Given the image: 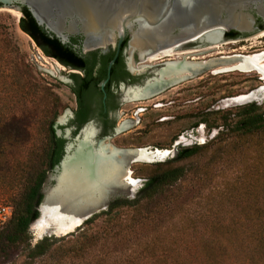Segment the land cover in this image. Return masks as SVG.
Listing matches in <instances>:
<instances>
[{
  "label": "rangeland",
  "instance_id": "obj_1",
  "mask_svg": "<svg viewBox=\"0 0 264 264\" xmlns=\"http://www.w3.org/2000/svg\"><path fill=\"white\" fill-rule=\"evenodd\" d=\"M21 17V11L17 16L0 6V206L11 207L36 175L43 173L45 182L50 171L46 158L50 146L49 126L75 105L69 83L59 76L69 78V70L53 57L45 55L31 36L20 29ZM260 40L254 38L251 42L258 45ZM230 43L235 41L226 42V45L221 41L206 45L205 49L211 45L216 48L202 55L214 56L215 51L226 54L222 51H230L238 45ZM242 44L246 46L248 43ZM201 46L205 44L201 43ZM177 54L169 58H178ZM155 57L149 63L168 58L159 53ZM258 85L253 71L212 73L207 70L149 99L122 106L123 110L129 111L120 114L117 122L132 115L133 119L123 120L130 126L105 140V144L118 148L147 147L167 151L177 141H184L189 146H202L199 153L189 159L170 161L174 166H186L188 174L178 183L180 190L175 191L177 198L170 207L171 211L157 216L159 226L156 231L165 227L172 233L181 231L182 220L186 217L192 219L200 231L211 229L210 225L220 220L242 219L253 212L260 215L253 208L255 205L258 208L264 201V129L241 135L236 131L235 121L243 109L248 108L247 103L226 101ZM259 105L257 112H264V101ZM197 113L205 121L200 124V131L194 128ZM87 124L96 127L95 123ZM61 128H73V125L66 121ZM79 129H74L75 134ZM92 129L95 131L89 126L85 131ZM156 162L163 161L133 163L130 166L131 177L142 182L153 173ZM141 182L130 198L135 196ZM147 207L149 209V205ZM133 214L135 211H125L122 219L129 220ZM104 228L101 217L91 226L95 232ZM29 233L32 243L42 234L32 225ZM131 242L138 252L133 261L149 264V220L140 226L136 237L126 245ZM177 245L190 253L191 262L203 263L194 241L186 242L183 238ZM3 261L0 259V264H5ZM21 261L18 259L16 264H21Z\"/></svg>",
  "mask_w": 264,
  "mask_h": 264
},
{
  "label": "trees",
  "instance_id": "obj_2",
  "mask_svg": "<svg viewBox=\"0 0 264 264\" xmlns=\"http://www.w3.org/2000/svg\"><path fill=\"white\" fill-rule=\"evenodd\" d=\"M20 11V29L31 36L45 55L56 58L63 65L79 67L92 63L98 55L105 76L114 51L108 55H99V50L81 54L80 49L73 47V44H80L81 36L71 37L70 44H62L37 25L25 7ZM125 44L126 41L122 46ZM81 81H86L85 76ZM77 120L70 122L75 130L86 122ZM235 128L241 135L262 130L264 116L256 107L250 106L238 115ZM49 138L46 158L48 164L54 166L63 156L65 141L55 136L53 124L49 126ZM201 148L200 145L183 147L177 157L154 163L153 173L142 180L133 198L109 203L105 210L85 220L74 232L59 237L45 235L32 243L29 227L39 217L38 205L42 199L39 189L44 177L43 173L36 175L12 206L11 218L0 227V259L5 264H16L18 259L22 260L21 264H35L36 261L37 264H145L133 261L138 254L134 242L129 246L126 244L149 220V264H195L189 259L190 253L177 245L183 238L186 242L196 243L202 264H264V201L258 208L256 205L253 208L260 215L253 212L242 219L220 220L211 224L209 230L197 231L194 221L186 217L182 220L181 231L172 233L167 227L156 231L159 226L157 216L171 211L177 198L175 191L180 190L178 183L188 174L186 166H174L170 161L189 159ZM129 210L135 214L125 221L122 216ZM100 217L105 228L101 232L92 231L91 226Z\"/></svg>",
  "mask_w": 264,
  "mask_h": 264
},
{
  "label": "water",
  "instance_id": "obj_3",
  "mask_svg": "<svg viewBox=\"0 0 264 264\" xmlns=\"http://www.w3.org/2000/svg\"><path fill=\"white\" fill-rule=\"evenodd\" d=\"M0 6L17 8L19 11L21 7H25L37 25L59 39L62 44H70L71 37L81 36L80 44H73V47L80 49L82 54L95 50L105 52L108 48H114V56L107 66L108 74L127 37L126 51L129 59L137 51L131 48L133 37L147 47H149V40L154 43L142 56L137 51L139 58L145 60L148 55L181 43L201 29L209 28L213 31V25H217L219 32H227L230 29L247 30L249 19H251L250 10L253 8H256L258 13L264 14V0H0ZM260 34L259 32L255 36ZM223 35L224 33L221 35V40ZM200 43H204L205 46L210 45L208 41H200ZM184 45L176 47L177 51H182ZM170 62L172 59L149 63V68L153 69L149 81L159 78L162 69ZM194 75L196 74L161 81L149 89L147 97H153L167 88L191 79ZM59 76L65 83L71 82L70 78ZM104 84L105 82L102 83V88ZM68 113L70 110H66L64 115L57 119L55 125L57 134L63 135L66 144L63 156L51 168L41 189L42 199L38 205V218L43 217L47 226L40 238L44 235L59 237L72 233L85 220L107 208L115 198L132 197L136 185L141 182L135 179L133 186H119L112 192H108L98 204L79 216L77 224L71 231L61 233L59 229L69 221L70 215L62 216L54 208L48 212L52 205L46 197L57 185V178L63 170L64 163L78 148L83 139L84 130L89 126L95 129L92 124H85L75 135L72 134L70 128L61 130L59 125L66 123ZM114 131L115 134L118 133L117 127ZM109 138L111 137L97 140L95 129L91 138L92 146L96 148ZM179 144L184 145L185 143L179 141L175 147ZM173 150H169L161 157H153L150 162L164 161ZM149 152H154V156L157 154L156 149Z\"/></svg>",
  "mask_w": 264,
  "mask_h": 264
},
{
  "label": "bare ground",
  "instance_id": "obj_4",
  "mask_svg": "<svg viewBox=\"0 0 264 264\" xmlns=\"http://www.w3.org/2000/svg\"><path fill=\"white\" fill-rule=\"evenodd\" d=\"M6 10L15 13L19 16L17 8L4 7ZM224 32H219L217 25H213V31L209 28L201 29L195 35H191L181 43L164 48L154 54L148 55V61L156 59V54H160L163 57H172L176 55L177 48L186 43L199 41H208L209 44H216L221 41V35ZM257 37H264V31ZM154 43L149 40V47ZM211 48L198 51L196 54L190 52H182V58L174 59L170 62L162 71L160 76L144 87L132 89L129 97L130 101H140L150 98L147 97L149 89L158 85L161 81H169L176 78L196 74L192 77H197L199 72H203L206 69H212L214 73L238 70L245 72L252 68H257L264 79V68L262 60L264 59V53L256 54L253 56H241V55H226L223 54L220 57L211 56L207 58H198L193 60H187V55H200L210 52ZM145 44L133 37L131 41V48L137 49L140 52V56L145 53L148 48ZM221 54V53H220ZM178 55V54H177ZM147 56V57H148ZM131 65V63H130ZM133 68V66H131ZM143 66L137 67L142 69ZM254 70V69H253ZM264 93V88H263ZM264 97V96H263ZM248 95L241 94L233 97L232 102L245 101ZM250 99V98H248ZM130 123L123 121L117 125L118 133L128 128ZM87 129V128H86ZM95 131L84 130L83 139L80 141L78 148L68 160L64 163L63 170L57 178V185L47 194L46 200L51 205L48 212L53 208L61 213L62 216L70 215L69 221H67L59 230L61 233L71 231L77 224V219L80 215L98 204L108 192H112L119 186L132 185L135 179L131 177L130 166L133 163L147 161L150 162L153 157H161L168 153L167 150L156 149V156H154V149L147 147H128L118 148L111 144L100 143L96 148L92 146V136ZM39 225V226H38ZM47 226L46 220L43 217L38 218L33 224V229L38 228L39 232L45 230Z\"/></svg>",
  "mask_w": 264,
  "mask_h": 264
},
{
  "label": "flooded vegetation",
  "instance_id": "obj_5",
  "mask_svg": "<svg viewBox=\"0 0 264 264\" xmlns=\"http://www.w3.org/2000/svg\"><path fill=\"white\" fill-rule=\"evenodd\" d=\"M250 14H251V19H249L250 23H249V28L247 30L241 31V30H236V29H230L226 33L224 32L223 39L221 40V44L226 45L225 43L229 41H235V43H230V44H238L235 49H231L230 51H227V52L222 51L226 53V55L233 54V55H241V56L249 57V56H253L256 54L264 53V37L261 38V37L255 36L259 32L264 31V14L258 13L256 8H253L252 10H250ZM254 38L261 39L258 42V45L251 42V39H254ZM127 39L128 37L125 39L126 43H127ZM242 43H246V44L248 43V44L245 46ZM208 46H201V43L199 40H196L193 43H188L182 47V51L178 52L179 54L178 58L180 59L182 58L181 57L182 55H180V53L182 52H190V53L196 54L198 51H201L207 48ZM246 47L248 49H246ZM111 51H114L115 53L114 48H108L105 52H101L99 50V55H108ZM137 51H135L131 59H129L128 58L129 54L126 51V44H125V47L121 46L120 51L115 59V62L111 66L109 74L107 71L105 76H103L104 74L102 70L103 64L97 60L99 58L98 55H96L95 60L92 61V63H88L87 66L83 65L79 67V66H73L72 64H69L68 66L61 64L69 70L67 73V76H69V78L71 79V82L68 84V88L74 97V103H75L73 109L70 110V113L66 115V121H69L70 123L72 120H75L76 118H78L77 120L78 122L86 121L84 125L89 122L95 123L96 124V127H95L96 139L97 138L101 139L104 137H111L112 135H114L115 134L114 130L117 127L119 122L123 120L133 119V116L131 115L129 118L122 119L121 121L119 120L117 122V117L120 114L122 113L124 114V111H129L126 109L123 110L122 106L125 103L134 102V101H130L128 97L131 94V92L129 91H131L132 89L139 88V87H144L147 83H149V73L151 71V68H149V61H148L149 56L145 57V60H141L139 58ZM207 53H210V52H207ZM207 53H204V54H207ZM217 53L218 52L215 51L214 56L220 57L221 54H217ZM203 55L202 54H200L199 56L198 55H193V56L187 55L186 59L187 60H193V59L197 60L198 58L206 57V60H208L207 58L213 56L211 55V56L203 57ZM166 59H171V58H166ZM56 61L58 60L56 59ZM160 61H162V59H160ZM261 64L263 65L262 67L264 68V60H262ZM131 66H133V68ZM139 66H143V68L137 69V67ZM208 70L212 71V69H208ZM205 71H207V69ZM250 71H253L254 73H256V78L259 81V85L255 88L249 89V91L245 93V95L246 96L248 95V98L250 99L247 98L243 102L247 103V107H250V106L256 107L258 111L260 107L259 104L262 101H264V97H263L264 96V93H263L264 79L256 67L250 70H247L245 72L247 73ZM203 72H199L198 74L203 73ZM82 76H85L86 78L85 82L81 81ZM97 77H98V80H97ZM104 82L105 84L102 88V83ZM231 98H233V96L226 99V101L232 100ZM136 107L137 105H134V108ZM260 113H262L264 116V112H260ZM80 114H81V118L79 117ZM57 119H55L53 123L54 134L56 137H60L65 141L64 146H63V151H64L66 139H64L63 135H58L56 132L55 125H56ZM202 123H205V121L204 119H202L201 115H198L197 113V121L194 123V128H196L197 131H200V129L202 128L200 124ZM59 128L61 130L64 129V128H61L60 125H59ZM70 129L72 131L76 129V127L73 126V128H70ZM91 131H93V129ZM72 134H73V131H72ZM177 142H175L171 148V150L173 149L174 150L168 156L169 159L177 157L178 152L181 150V148L189 147L188 143L184 145L179 144L178 146L175 147V144ZM52 167H53L52 165H49V168H50L49 170H51ZM42 186L43 184H41V187L39 189V194L41 196H42V193H41ZM117 199L119 198H115L113 201Z\"/></svg>",
  "mask_w": 264,
  "mask_h": 264
},
{
  "label": "built area",
  "instance_id": "obj_6",
  "mask_svg": "<svg viewBox=\"0 0 264 264\" xmlns=\"http://www.w3.org/2000/svg\"><path fill=\"white\" fill-rule=\"evenodd\" d=\"M12 207L11 206H0V225L3 226L12 215Z\"/></svg>",
  "mask_w": 264,
  "mask_h": 264
}]
</instances>
